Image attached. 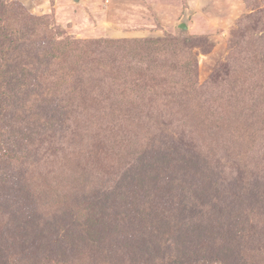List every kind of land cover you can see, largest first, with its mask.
<instances>
[{"label":"rangeland","instance_id":"1","mask_svg":"<svg viewBox=\"0 0 264 264\" xmlns=\"http://www.w3.org/2000/svg\"><path fill=\"white\" fill-rule=\"evenodd\" d=\"M1 83L0 259L264 264V0H0Z\"/></svg>","mask_w":264,"mask_h":264},{"label":"trees","instance_id":"2","mask_svg":"<svg viewBox=\"0 0 264 264\" xmlns=\"http://www.w3.org/2000/svg\"><path fill=\"white\" fill-rule=\"evenodd\" d=\"M6 57H8V55H6ZM9 59H11L12 60V58H9ZM6 60V59H5ZM135 76H136V78L138 77L137 76V74L136 73H134V75L132 76V79L134 80V78H135ZM149 76V73H147L146 75H145V77L144 78H140V79H138L140 82H141V85H142V88H143V92L144 93H146L147 95H148V93H149V88L147 87V85L149 84L150 85V80H149V78H147ZM139 78V77H138ZM132 80V81H133ZM64 83H66L67 84V81H63ZM134 82V81H133ZM4 85H2V83L0 84V88L1 87H3ZM5 90V89H4ZM3 90V91H4ZM124 94H121V93H119V92H117V94L115 93V92H113L112 93V97H110L109 99H113V98H115V97H121V96H123ZM115 96V97H114ZM73 97V99H79L80 97H81V95H80V93H75L74 95H70V97L69 98H72ZM0 104H1V106L2 107H0L1 108V110H0V161H2L3 162V160H5V159H7V158H12L13 157V155H11V147L9 146V144H6V143H4V142H2L1 141V139H2V136H4V132H3V128H2V126H1V123L3 124V122L5 123V122H7V121H5V119H4V112L6 113V112H8V111H10L11 110V108H12V110H13V107L14 106H12L11 104H9V100H7L6 98L5 99H0ZM115 111H116V109H115ZM22 112L20 111V110H15V111H13V117L14 118H18V117H20V114H21ZM107 122H109V120H108V118H107ZM248 132V131H247ZM41 177V176H40ZM42 178V177H41ZM47 180H50V179H48V178H42V179H37L36 181H35V184L40 188V189H42L43 187H44V185L45 186H47V187H49L48 186V184H47ZM0 191H4L5 190V188H4V186H3V184L4 185H8V180L7 179H5V178H0ZM21 183V182H20ZM1 209H2V207H1ZM2 239V238H1ZM12 247L10 246V245H8V244H6V245H4V247H3V252H4V255H3V257H2V259H0V264H10V260L8 259L9 257V252H13V250L11 249ZM2 255L0 254V257H1ZM86 256V255H85ZM84 255H82L81 256V258L82 257H85ZM41 263V262H40ZM40 263H37V264H40Z\"/></svg>","mask_w":264,"mask_h":264},{"label":"water","instance_id":"3","mask_svg":"<svg viewBox=\"0 0 264 264\" xmlns=\"http://www.w3.org/2000/svg\"><path fill=\"white\" fill-rule=\"evenodd\" d=\"M182 29H187V27H185V26L182 25Z\"/></svg>","mask_w":264,"mask_h":264},{"label":"crops","instance_id":"4","mask_svg":"<svg viewBox=\"0 0 264 264\" xmlns=\"http://www.w3.org/2000/svg\"><path fill=\"white\" fill-rule=\"evenodd\" d=\"M162 4H164V3H162ZM157 7H159V5H157ZM160 8V7H159Z\"/></svg>","mask_w":264,"mask_h":264}]
</instances>
